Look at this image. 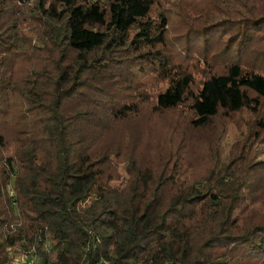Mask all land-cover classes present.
Masks as SVG:
<instances>
[{
    "label": "trees",
    "instance_id": "16d2710c",
    "mask_svg": "<svg viewBox=\"0 0 264 264\" xmlns=\"http://www.w3.org/2000/svg\"><path fill=\"white\" fill-rule=\"evenodd\" d=\"M128 102L179 120L154 164ZM263 153L264 0H0V264H264Z\"/></svg>",
    "mask_w": 264,
    "mask_h": 264
},
{
    "label": "rangeland",
    "instance_id": "374dc122",
    "mask_svg": "<svg viewBox=\"0 0 264 264\" xmlns=\"http://www.w3.org/2000/svg\"><path fill=\"white\" fill-rule=\"evenodd\" d=\"M262 3V0H261ZM83 32V31H82ZM79 33V34H82ZM37 37H42L46 39V35L44 34V26L39 25L36 27L35 32L33 34L32 42L35 41ZM180 44V42H177ZM177 51V49H175ZM174 50V51H175ZM181 55H187V57L192 59L191 61L196 62L199 66L202 65V57L199 54L196 46H192L191 48H185L181 46ZM18 58L17 55H13L12 59L16 61ZM203 79L202 71L200 70L195 74L194 82L192 83L193 87L196 88L201 85ZM153 88H150L149 93L152 91ZM147 90V89H146ZM185 105H181L183 108ZM120 115L125 118L126 120H131L134 118L140 119L135 127L133 133H137V137H133L132 143L127 144L121 151V155H128L129 153L134 154L138 159L144 160L146 162L153 163L158 161V142L157 140L164 135L168 123H177L179 120L176 119V116L173 112H164L161 113L157 118L154 115L144 114L141 116L140 113V105L136 102H128L123 107L120 108ZM215 130L220 133V126H215ZM143 131H148V134H142ZM212 129L207 130L204 132V146L212 145L214 133ZM110 139V137H109ZM260 158L264 159V153L260 154ZM125 161L124 157L120 156V158L116 159V164H123ZM7 192L9 195L14 194V190L9 186L7 188ZM247 195V194H246ZM248 196V195H247ZM247 196H243L238 207V214L242 222L247 223L251 226L253 225H264V212L257 208V205H254V198H249ZM22 252L21 249L17 248L9 253L11 258H17L20 253ZM13 264V263H11Z\"/></svg>",
    "mask_w": 264,
    "mask_h": 264
},
{
    "label": "built area",
    "instance_id": "2783aa9c",
    "mask_svg": "<svg viewBox=\"0 0 264 264\" xmlns=\"http://www.w3.org/2000/svg\"><path fill=\"white\" fill-rule=\"evenodd\" d=\"M51 248L49 242H45L43 244V250H49ZM48 264L43 262L41 257L34 252V249H29L27 251L22 250L20 255L17 258H11L9 255V259L5 264ZM165 264H170V263H165Z\"/></svg>",
    "mask_w": 264,
    "mask_h": 264
}]
</instances>
